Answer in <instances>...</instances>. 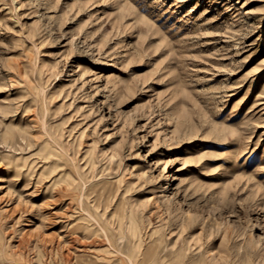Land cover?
I'll list each match as a JSON object with an SVG mask.
<instances>
[{"label": "rangeland", "instance_id": "374dc122", "mask_svg": "<svg viewBox=\"0 0 264 264\" xmlns=\"http://www.w3.org/2000/svg\"><path fill=\"white\" fill-rule=\"evenodd\" d=\"M165 253L264 264V0H0V264Z\"/></svg>", "mask_w": 264, "mask_h": 264}, {"label": "bare ground", "instance_id": "6f19581e", "mask_svg": "<svg viewBox=\"0 0 264 264\" xmlns=\"http://www.w3.org/2000/svg\"><path fill=\"white\" fill-rule=\"evenodd\" d=\"M92 216V215H91ZM85 219H87L86 217H84ZM95 219V218H94ZM96 220V219H95ZM164 251V250H163ZM164 253V252H163ZM165 256H166V253L164 254V255H161L160 256V262H159V264H166V262H165ZM113 259V258H112ZM106 261H108V260H106ZM112 261V260H111ZM130 262L133 264L134 263V261H133V258H130ZM101 263V262H100ZM105 264H106V262H104ZM107 264H109V263H107Z\"/></svg>", "mask_w": 264, "mask_h": 264}]
</instances>
